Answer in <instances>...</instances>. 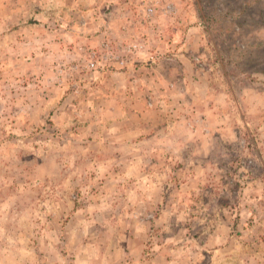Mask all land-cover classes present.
<instances>
[{"label": "rangeland", "instance_id": "rangeland-1", "mask_svg": "<svg viewBox=\"0 0 264 264\" xmlns=\"http://www.w3.org/2000/svg\"><path fill=\"white\" fill-rule=\"evenodd\" d=\"M0 264H264V0H0Z\"/></svg>", "mask_w": 264, "mask_h": 264}, {"label": "crops", "instance_id": "crops-1", "mask_svg": "<svg viewBox=\"0 0 264 264\" xmlns=\"http://www.w3.org/2000/svg\"><path fill=\"white\" fill-rule=\"evenodd\" d=\"M185 82V81H184Z\"/></svg>", "mask_w": 264, "mask_h": 264}]
</instances>
